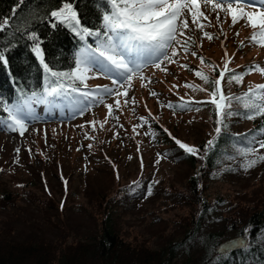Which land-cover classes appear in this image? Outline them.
<instances>
[{"label": "trees", "instance_id": "16d2710c", "mask_svg": "<svg viewBox=\"0 0 264 264\" xmlns=\"http://www.w3.org/2000/svg\"><path fill=\"white\" fill-rule=\"evenodd\" d=\"M63 2L64 0H0V20L9 21L6 27L0 29V51L4 52L7 59L6 65L0 63V98L8 104L20 99L21 93L28 96L37 93L39 96L48 86V73L33 51L37 43L43 51L44 62L59 72H71L77 68L78 54L86 44L96 46L95 37L82 40L67 25L50 15ZM75 8L84 27L93 30L101 28V13L105 10L103 0H75ZM201 20L204 30L201 32L196 27V32L192 35L186 29L179 37V44L175 45L179 51L176 60L173 59L175 62L164 63L165 67H175L178 74V77H171L170 82L165 83V88L176 99L173 98L172 109L179 118L181 114H188L191 110L212 109L211 118L207 113L198 117L207 121L212 132H207L198 142L187 140L179 129V118L176 123L168 119L164 121L162 114L154 111L151 103L146 101L144 90L141 89L143 85L139 83L141 80H132L137 85L134 89L138 100L137 110L147 121L145 123L142 120L146 129L152 133L157 147L164 151L169 150L168 156L172 154L176 161L185 163L181 172L182 184L172 182L170 187H166L171 195L170 202L181 211L175 212L180 230H173L169 234L160 230L159 233L162 231L161 236L164 239L158 246H154L152 236L157 234V230H149L146 224L137 232L131 225L124 227L118 221L119 209L130 204V201H134L145 191L147 179L143 177V171L147 164L142 150L143 138L139 137L136 125L130 123L127 117L124 118L125 114H114L115 118H121L118 121L121 132L128 135L138 156L139 173L127 179L123 176V166L119 162L122 154H106L104 145L107 144L110 151L118 145L117 131L113 132L114 137L108 141L106 135H98L95 131L86 133V142L92 146V152L102 153L107 161L106 166L110 167L105 176L89 173L86 177L83 189L91 222L68 213L70 205L67 204V197L71 191L69 176L72 169L63 174V169H60L61 158L59 162L56 161V169L62 170L59 189L58 185L50 182L49 172L44 167L32 169L39 184L33 178L28 179V182L21 181L18 175L9 173L13 182L0 180V210H10L0 218V264H264V182L247 184L245 191L240 190L229 198L219 195L212 199L206 193L208 182L216 179L221 169L230 166L223 158L227 155L238 160L240 149L253 147L255 133L264 129V115L247 119V110L235 104L236 96L232 91L231 94L227 93L226 86L227 82L232 84L228 79L232 73L227 69H233L237 74L258 64L253 59L237 61L243 42L240 37L238 47L229 43L230 39L234 40L237 36L234 31L239 30L250 41L247 35H251L249 31L252 28L241 27L240 22L233 25L232 20L227 19L215 22L209 16L206 19L201 17ZM205 32L212 38L206 37ZM33 34L36 39H33ZM185 41L188 42L187 48L184 47ZM209 43L216 44L214 47L218 50ZM231 46L234 52H231ZM188 50H191V54L186 56ZM168 54L172 52L169 51ZM194 68L216 79L219 71L225 68V97H232L233 106L226 109L228 101L225 100L216 113L218 94L210 95L213 92L210 87L202 97L184 96L182 91L188 81L195 83L197 87L203 86L189 76ZM147 71L156 75L160 68L154 66L144 74ZM251 73L262 72L254 70ZM179 77L182 81H178ZM109 81L112 82L111 79ZM86 85L87 87L79 85L81 93L89 91L94 84ZM256 85H264V78L253 84L252 88ZM235 88L240 93L249 90V87L245 90ZM229 111L234 114L228 115ZM86 114L93 129L101 127V124L102 128L107 124L113 125V117L107 106L100 111ZM7 117L8 113L0 107V121ZM211 119L213 121L210 123ZM238 120H248L249 123L242 128H232V123H237ZM218 127L221 129L219 133L216 132ZM177 141L194 146L199 152L189 154ZM209 141L212 143L209 144ZM34 148L39 158L43 155L45 164L51 158L58 157L57 154L50 156L39 144ZM76 150L79 151V146ZM2 171L9 172L0 162V172ZM23 195L28 196L36 206L34 212H25L26 207L18 204ZM222 207L223 210L217 214V209ZM145 230H149V236L145 235ZM240 235L247 236L244 247L228 253L217 251L223 240ZM194 246L195 253H190ZM181 249L186 250V254L182 261H178L176 257Z\"/></svg>", "mask_w": 264, "mask_h": 264}, {"label": "rangeland", "instance_id": "374dc122", "mask_svg": "<svg viewBox=\"0 0 264 264\" xmlns=\"http://www.w3.org/2000/svg\"><path fill=\"white\" fill-rule=\"evenodd\" d=\"M214 2H218V0H214ZM197 3L200 4V11L204 12L205 17L209 16L210 20H214L215 22L223 21L225 19H227V21L232 20L231 12L226 15L225 12L220 9L209 11L205 8L202 0H197ZM224 7H227V5L225 4ZM233 8L236 9L238 14L239 9L235 4L233 5ZM257 8L258 6H252L246 8V10L256 12L258 18L259 12H257ZM186 16L189 21V34L194 35L193 33L196 32V26L192 23L191 14L186 13ZM196 19L199 23L202 22L199 14H197ZM239 22L241 27L246 26L244 20H240ZM203 30L204 28L200 31L202 32ZM234 32L239 33V35H237L234 40L230 39L231 41L229 43H231L233 47H238L237 45L240 44L238 43L239 37L241 41H243V46L242 44L240 45L237 61H249L253 59L264 68V46L255 44L257 48H253L256 46L252 45L250 41H247L246 38L243 37L244 32L240 30ZM249 32H251V35H247L248 38L252 36L253 29ZM187 37L190 36L188 35ZM213 42L214 40H212L211 43ZM215 45L216 44H211V47L218 50L217 47H214ZM234 51V48L231 49V52ZM177 52L179 51L177 50ZM190 54L191 50H188L185 55L187 56ZM169 55L172 59L176 60V55ZM157 62L160 61L148 62L147 66L143 67V76L147 79L136 77L133 79L141 80L139 83L140 85H143L141 89L144 90L143 93L146 101L151 103L150 105H152L154 111H158L162 114L164 121H167L168 119L176 123L180 120L179 129L181 134L191 142H198L207 135V132L213 131L211 127L209 128L207 121L198 119V117L207 113L211 118L210 112L212 109L208 111L205 110V108H200L191 110L188 114H181L180 118L179 116H175L173 112L174 109L169 106L173 103L174 95L170 90L165 88V83L170 82L171 77H178V74L176 73L175 67L174 69L169 66L165 67L164 63L166 61L161 63L159 74L155 75L150 71H147V73L144 74L147 69L154 67V64ZM224 69L225 68H223V71ZM245 71L246 69L242 70L241 73ZM197 72H200V70L197 71L194 68L189 76L196 79V82L203 86L197 87L195 83L188 81L185 85V89L182 91L183 95L186 97L190 96L199 98L207 93L209 87L211 89L213 88L210 83H206L201 76H198L196 74ZM87 75L88 78L85 83L89 85L92 83L94 84L90 89L92 91H95L97 86L114 87L112 82L109 81V78L97 75L94 69ZM262 78H264V73H251L243 76L242 82L240 83L234 80L230 85L227 82V93L231 94L232 91L234 92V96L241 97L242 99L240 101L235 99V104L243 106L242 100L246 92L240 93L235 87H238L239 89L243 88L245 90L246 87H252L253 84H256ZM225 79L226 76L221 80L223 82V85L221 84L223 87V93L221 96L224 97L226 95V86H224ZM178 81H182V79L180 78ZM136 86L137 85L132 82L130 88L120 89V108H116L115 106V100L117 99L115 95L103 96L99 102H93L91 100L86 101L87 106L80 105L79 108L68 105L66 102L62 103L59 99L54 97H49L46 102H34L32 103V116L30 120L26 121L27 130L24 131L23 135H20L19 131H12L5 127L2 121L6 119H2V121H0V162L7 167V171L9 172H0V180L3 179L13 182L9 174L13 172V174L20 177L21 181H27L28 179L33 178L36 183L39 184V181L32 174V169H40L44 167L49 172L48 178L50 182L53 185H58L57 188L59 189V182L61 180L60 174L62 173V170L60 171L59 169H56V161L58 160L59 162V158H61L60 169H63V174H66L68 170L72 169V174L69 176L71 191L67 197V204L70 205L68 213L73 214L76 218H81L83 221L91 222L89 210L87 208V199L84 196L83 189L87 179L86 177L89 173H98L105 176L110 167L106 166L107 161L102 153L92 152V146L89 145L88 141L86 142V133H93L95 131L98 135H106V141H108L114 137L113 132L117 131L118 145L116 148L110 151L107 144L104 145L103 148L106 151V154L111 156H116L117 152H120L122 156L119 159V162L120 165L123 166V176L127 177V179L133 178L139 173L140 165L138 162V156L132 147V142L128 135L121 132V124L118 122L121 118L117 119L114 117V114H125L124 118L127 117V120L130 123L136 125L139 137L143 138L141 141L143 145L142 150L147 164L143 171V177L147 179V183L145 184V191L142 195L134 201H130V204L119 209L120 211L117 215V219L119 222L121 221L124 227L131 225V227L137 232L143 229L146 224L148 225V228H150L149 230H157V234L153 235L152 238L153 245L158 246V244L164 239L161 236L163 230H165L166 234H169L172 233L173 230L176 231L177 229L179 231L181 228L179 227V224L176 223L178 216L175 214V212L181 211L177 206H174L172 202H170L171 200L169 199L171 198V195L166 187H170L172 182L182 184L181 172L185 167V163L183 161H176L172 154L171 156H168L167 152H169V150L164 151L157 147L158 145L154 142L155 139L152 133L146 129V125L139 114L140 112L137 110L138 100L135 95L136 90H134ZM199 89L205 90L202 91ZM234 89H236V91H234ZM124 91H127V96L123 95ZM152 93H155V95ZM35 99L39 100L41 97L37 96ZM125 100L128 102L125 103ZM174 100L176 99L174 98ZM233 104L234 103L232 102L231 107ZM107 105H113V114L111 116L113 117V125L111 126L110 124H107L105 128L99 126L96 129H93V126L89 123L90 120L87 116L88 114L86 113L100 111ZM216 106L219 105L216 104ZM80 109L83 110L81 111ZM212 121L213 119L209 122L211 123ZM247 123H249L248 120H238L237 123H232V128H242L244 124ZM109 129L111 130L109 131ZM105 130H108L109 132L107 133ZM254 138L255 139L252 142L254 146L251 148L258 149L256 155H264V148L259 147V144L257 143L258 141H264V129H261V132H256ZM92 142H95V140H92ZM38 144L41 148H44L50 156L57 154L58 157L51 158V160L45 164L42 160L43 155L39 158L35 151L36 149L34 147ZM77 146H79V151L76 150ZM17 149H19V152L16 151ZM240 150L238 160H233L232 157L227 155L223 158V161H227L226 164H229L230 166L221 169L217 178L208 182L209 184L206 193L209 194L210 198L214 199L219 195H222L224 198L233 197L239 193L240 190L245 191L248 188L247 184L252 185L253 183L259 184L260 182H264V161H260L253 167L245 170V162L250 159H255L256 156H244L242 155L243 150ZM18 202L22 207H26L25 212H34L36 209V206L26 195L20 197ZM222 210L223 207L217 209V214H220ZM9 211L10 210L8 209L0 210V218H3V216ZM149 230H145V235H150ZM160 230H162L161 233H159ZM229 238H234V236ZM224 241L226 240H223V242ZM190 251V253H195V246L191 248ZM185 254L186 250L181 249L176 259L182 261Z\"/></svg>", "mask_w": 264, "mask_h": 264}, {"label": "snow or ice", "instance_id": "6c2138e0", "mask_svg": "<svg viewBox=\"0 0 264 264\" xmlns=\"http://www.w3.org/2000/svg\"><path fill=\"white\" fill-rule=\"evenodd\" d=\"M202 2L209 11L220 9L226 15L231 12L233 25L244 20L246 26L253 29V34L249 38L250 43L264 46V0H218V2L202 0ZM103 4L105 10L101 13V28L95 30L81 24L79 13L75 10V0L73 2L64 0L60 8L50 13L58 22L67 25L82 40L87 37H95L96 46L92 47L86 44L78 54L77 68L71 72H59L54 71L44 62L43 51L37 43L33 51L48 73V86L43 93L39 94L41 97L39 100L35 99L38 96L37 93H31L30 96L21 93L20 99L12 104H8L0 98V107H3L4 111L8 113L7 119L2 121L5 127L12 131H19L20 135H23L27 130L26 121L30 120L32 116V103L46 102L49 97L57 98L62 103L66 102L68 105L79 108L80 105L86 107V101L99 102L103 96L115 95L117 97L115 106L120 108V89L130 88L134 77L147 79L143 76L142 69L147 66L148 62L160 61L154 64L156 68H160L163 61L175 62L168 53L171 51L173 55L178 54L175 45L179 44V37L189 28L186 13L191 14L192 23L201 30L204 25L198 23L196 16L199 14L206 19L204 12L200 11V4L197 3V0H103ZM225 4L227 7H224ZM234 4L239 9L238 14L233 8ZM252 6H258V18L256 12L246 10ZM8 23L7 19L0 20V29L6 27ZM204 35L209 39L212 38L207 32ZM33 39H36L35 34H33ZM190 39L191 37H189ZM241 43L243 46V42ZM187 46L188 42L185 41L184 47L187 48ZM192 54L195 55V53ZM0 63L7 64L3 51H0ZM93 69L97 75L111 79L114 87L97 86L95 91L89 90L81 93L79 85L87 87L85 84L88 78L87 74ZM254 70L264 73V68H261L259 64L248 67L245 72L240 74H236L233 69H227L232 73L228 78L229 82L235 80L240 83L243 76ZM196 74L201 76L206 83L212 85L213 92L210 95L215 96L220 93V88L217 87L220 84L219 79L210 78L202 72ZM221 76H223V72H221ZM199 90L204 91L205 89ZM152 94L155 95V93ZM123 95L127 96V91H124ZM221 99L228 101L225 105L226 109L231 107L232 97L221 96ZM235 99L240 101L242 98L236 97ZM127 102L125 100V103ZM242 103L243 108L247 110V119H255L256 116L264 115V85L250 87L244 94ZM169 106L172 107V105ZM107 107L109 114L112 115L113 105H107ZM227 114L234 113L229 111ZM141 119L145 120L143 117ZM91 123L95 124V122ZM220 131L221 129L218 127L216 132ZM177 143L189 154L199 152V149L194 146L180 141ZM211 143L212 141H209V144ZM257 143L259 147L264 148V141ZM16 151L19 152V149ZM257 152L256 148L243 150L242 155L244 156H256L255 159L245 162V170L264 161V155H256Z\"/></svg>", "mask_w": 264, "mask_h": 264}, {"label": "water", "instance_id": "95a60500", "mask_svg": "<svg viewBox=\"0 0 264 264\" xmlns=\"http://www.w3.org/2000/svg\"><path fill=\"white\" fill-rule=\"evenodd\" d=\"M246 235L229 238L218 245L217 251L220 253H228V251L238 250L246 245Z\"/></svg>", "mask_w": 264, "mask_h": 264}]
</instances>
